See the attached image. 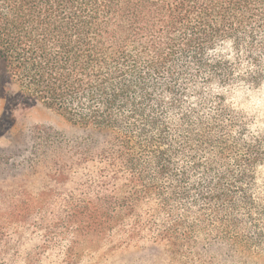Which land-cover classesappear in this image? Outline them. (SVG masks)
<instances>
[{
  "label": "trees",
  "instance_id": "trees-1",
  "mask_svg": "<svg viewBox=\"0 0 264 264\" xmlns=\"http://www.w3.org/2000/svg\"><path fill=\"white\" fill-rule=\"evenodd\" d=\"M0 62L75 132L0 153V264H264V0H0Z\"/></svg>",
  "mask_w": 264,
  "mask_h": 264
},
{
  "label": "rangeland",
  "instance_id": "rangeland-1",
  "mask_svg": "<svg viewBox=\"0 0 264 264\" xmlns=\"http://www.w3.org/2000/svg\"><path fill=\"white\" fill-rule=\"evenodd\" d=\"M4 65L0 62V77ZM47 125L56 130L75 133L71 125L54 112L42 106L24 110L23 105L5 98L4 86L0 82V153L20 154L16 162H24V150L32 146V130L36 126ZM37 186L42 178H37ZM116 242V243H115ZM96 248L83 245L77 250L82 264H174V258L162 245L123 244L116 240L96 244ZM113 246H127L114 248Z\"/></svg>",
  "mask_w": 264,
  "mask_h": 264
}]
</instances>
